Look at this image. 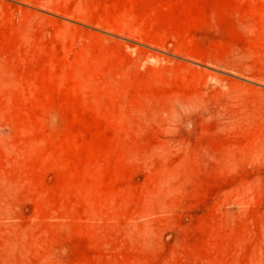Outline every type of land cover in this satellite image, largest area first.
<instances>
[{
    "label": "rangeland",
    "instance_id": "374dc122",
    "mask_svg": "<svg viewBox=\"0 0 264 264\" xmlns=\"http://www.w3.org/2000/svg\"><path fill=\"white\" fill-rule=\"evenodd\" d=\"M0 264H264V0H0Z\"/></svg>",
    "mask_w": 264,
    "mask_h": 264
}]
</instances>
